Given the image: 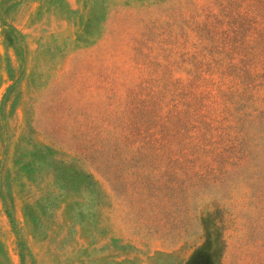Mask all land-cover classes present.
Here are the masks:
<instances>
[{
	"label": "rangeland",
	"instance_id": "374dc122",
	"mask_svg": "<svg viewBox=\"0 0 264 264\" xmlns=\"http://www.w3.org/2000/svg\"><path fill=\"white\" fill-rule=\"evenodd\" d=\"M0 264H264V0H0Z\"/></svg>",
	"mask_w": 264,
	"mask_h": 264
}]
</instances>
